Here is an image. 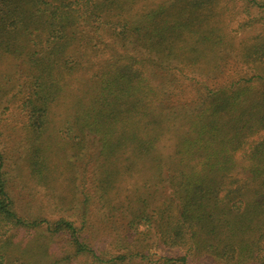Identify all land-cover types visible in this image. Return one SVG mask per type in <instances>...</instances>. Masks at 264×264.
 <instances>
[{
	"label": "trees",
	"instance_id": "1",
	"mask_svg": "<svg viewBox=\"0 0 264 264\" xmlns=\"http://www.w3.org/2000/svg\"><path fill=\"white\" fill-rule=\"evenodd\" d=\"M252 8L264 21V0H0V115L24 133L34 183L56 178L50 151L64 149L69 202L79 203L76 218L19 205L0 147V264H41L49 244L40 237L53 235L72 250L62 261L148 264L143 246L111 257L96 247L93 237L124 225L196 256L241 252L223 239L260 227L253 216L264 212V151L248 141L264 131V66L221 64L223 38L236 31L221 20ZM252 48L263 60L264 41ZM4 135L0 127V144ZM87 172L94 186H84ZM135 174L130 196L111 198ZM152 181L169 194L153 195ZM176 262L187 254L162 264Z\"/></svg>",
	"mask_w": 264,
	"mask_h": 264
},
{
	"label": "rangeland",
	"instance_id": "2",
	"mask_svg": "<svg viewBox=\"0 0 264 264\" xmlns=\"http://www.w3.org/2000/svg\"><path fill=\"white\" fill-rule=\"evenodd\" d=\"M251 10V15L240 14L236 15V17L233 15V13L229 12L228 16H226L225 19L221 20V23H224L228 20L230 22L229 27L231 26L236 30L235 32L228 30V33L230 34H227L223 38V42L220 46L222 56L224 57V59H222V65H225L226 61L228 65H246L248 67L254 65L264 66V59L261 61L257 60L259 56L253 53L254 50L252 48L255 43L264 41V21L259 19L258 14H256L257 10L255 8H252ZM241 21H246L247 24L240 25ZM105 55L106 56H104L103 58L107 57L108 53L105 52ZM210 64L211 63L209 62L202 61L198 65ZM2 68H4V65H2ZM256 96L257 95H254V97ZM10 107L13 112L16 111L17 113L15 118H21V113L18 111L17 107ZM8 119L12 120V117L8 114H6L5 116L0 115V127L5 132V135L2 138L3 143L4 140L5 143H1L0 147L3 148V145H5L9 150V154L11 155L9 161H6L8 164V177L11 181L13 191L12 193L16 197L19 205L29 208L31 211L40 212L44 216L48 217H54L61 214L71 218H76L78 214L79 203H74L71 206L69 202V198L72 195V192L70 190V187L67 186L68 182L65 178V175L67 174V170L65 169L66 164L61 159V155L62 152H64V149L59 150L52 148V150L50 151V159L56 170V178L53 181H49L47 184L34 183L28 174L29 166L26 162V152L23 143L24 133L6 129L5 125L9 124ZM248 141H250V148L254 146L257 148L258 146H262L260 148H262V151H264V131H260L258 135L252 136L250 139H248ZM160 144L163 148H165L162 143ZM64 148L67 150H72L69 146H64ZM168 149L169 148L166 147V150ZM256 158V161H261L262 158V161L264 162V153H259V156H257ZM143 169L144 168H142L141 170ZM140 175L141 174H135L132 179H127L125 182L122 180L118 186L117 191L109 194L111 198L113 197L120 199L122 197L124 198L126 195L130 196L133 188L132 186L135 184V182H141ZM90 176L91 172H87V181H85L84 186L95 185ZM81 177L82 176L80 175V178ZM147 185L151 189V192H153L155 182L152 181ZM253 185L254 187L256 186L255 184ZM75 190L76 192L78 190V195L81 197L80 193H83L84 189H82L81 186H76ZM263 191L264 187L262 186L259 188L258 194L264 195ZM165 193L169 194V191H165L163 192V194L153 192V195L159 197L166 195ZM262 197L263 199L261 200V202L264 201V196ZM38 208L40 210H38ZM94 210L96 211V213L99 212L97 211L99 210L97 208H95ZM72 213H74V215L70 216V214ZM253 217L255 221L260 219V227H248L247 229L238 227L235 229L234 233H230L223 239V245H225L226 242L232 241V243L236 245L241 252H237L236 255H234L233 253L228 251L222 257L212 254L205 249H203L202 255L196 256L191 252H187L183 247H169L165 245L160 239L159 235L155 233V231H152L149 236L144 237L141 234L139 235L136 232L127 230V228H125V225L118 227V231H116L118 233L117 236H114V234L105 236V234L103 235L99 233L92 239L94 240L93 242H95L96 247L102 249L108 254L107 257H111V255H117L119 253H124L126 247L136 248L137 246H143L144 249L148 250L147 252L149 253L147 257L148 264H162L164 257L179 258L186 254L188 264H261L262 262H264V212L263 215H254ZM93 220L98 223L99 217L95 214L93 216ZM222 230L225 231L226 229ZM41 233L47 234L45 231ZM119 234L127 238V242H123V244H121L122 246H117L116 244V240ZM223 236L224 234H222L221 237ZM19 237L21 240L23 239V243H26L29 239L28 234L25 232H21ZM34 238H38V236ZM40 238L47 240V243L49 244V250L47 254L48 257H46L47 260H42L41 264H92V260L86 256H79L77 258L71 257L69 261H62L63 255H69L72 250L68 246H66L64 239L61 236L53 235V238L51 239H48L45 236H41ZM68 249L70 252L66 254L65 250ZM145 263L146 259L136 260L134 263L125 264ZM176 264L181 263L176 262Z\"/></svg>",
	"mask_w": 264,
	"mask_h": 264
}]
</instances>
